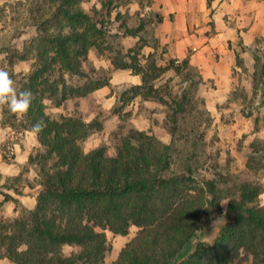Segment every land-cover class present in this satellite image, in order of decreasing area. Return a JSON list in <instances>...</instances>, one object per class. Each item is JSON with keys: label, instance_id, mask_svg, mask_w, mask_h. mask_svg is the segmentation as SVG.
<instances>
[{"label": "trees", "instance_id": "trees-1", "mask_svg": "<svg viewBox=\"0 0 264 264\" xmlns=\"http://www.w3.org/2000/svg\"><path fill=\"white\" fill-rule=\"evenodd\" d=\"M27 1L36 35L8 62L33 60L20 75L19 92L29 90L33 97L20 126L44 125L37 137L42 151L29 156L36 162L40 189L33 209L1 222L0 255L13 264H105V231L124 236L134 225L137 233L111 264H237L240 258L264 264V204L259 203L258 181L264 172V137L251 143L245 170L226 185L208 150L210 112L205 105L196 109L191 84L179 93L155 84L169 68L185 71L184 79L189 78L187 58L162 66L151 54L141 60L145 41L140 37L129 48L114 44L107 9L113 0L88 8V0ZM153 17L160 21L158 14ZM144 27L141 17L137 28L122 23L117 30L135 37ZM93 49L112 69L140 76L139 84L129 85L111 108L99 112L93 109L94 91L108 85L110 77L97 75L94 67L86 69ZM254 59L252 88L264 84V60L256 54ZM236 65L244 66L239 53ZM136 96L166 107L169 141L131 127L116 139L114 153L103 144L84 151L81 142L103 131L110 114H119ZM46 99L56 107L72 101L74 111L52 118L45 111ZM209 169L210 177L203 172ZM222 200L224 220L213 239L205 241L200 233L210 227L211 213L221 210ZM65 247L74 249L65 253Z\"/></svg>", "mask_w": 264, "mask_h": 264}, {"label": "crops", "instance_id": "crops-1", "mask_svg": "<svg viewBox=\"0 0 264 264\" xmlns=\"http://www.w3.org/2000/svg\"><path fill=\"white\" fill-rule=\"evenodd\" d=\"M142 8L152 16H160V21H150L154 34L141 49L143 58L151 54L162 66L168 65L170 60L181 62L187 58L190 70L201 79L200 94L204 97L205 107L214 119H222L225 107L236 102L230 98V93L237 90V76L241 72V67L236 65V53L247 66V61L251 57L254 59L255 47L264 49V0H150ZM128 38L133 44L139 37L125 36L124 39ZM258 39L263 40L255 46ZM247 51H252L253 55ZM7 56V50L0 49V60L5 61ZM31 61L19 60L12 66L25 73L31 67ZM172 71L173 68H169L162 75L168 77ZM118 82L139 84L140 76L128 69L120 70L109 79L112 86L95 90L96 102L103 108L109 109L114 104L117 92L112 87ZM135 103L150 109L163 108V105L140 96L126 104L134 108L130 119L136 127L142 130L156 127L143 117L145 111H137ZM5 116L3 106H0V224L14 220L24 210L33 209L40 189L36 183L37 166L29 156L41 145L37 137L30 134V129L10 126ZM217 125L224 124L219 122ZM243 130L236 128L237 134ZM229 136H234V132L227 133V138ZM260 204L264 202L260 201ZM0 264L13 263L0 255Z\"/></svg>", "mask_w": 264, "mask_h": 264}, {"label": "rangeland", "instance_id": "rangeland-1", "mask_svg": "<svg viewBox=\"0 0 264 264\" xmlns=\"http://www.w3.org/2000/svg\"><path fill=\"white\" fill-rule=\"evenodd\" d=\"M99 3L100 0H88L84 6L86 8L93 5L100 6ZM138 3L139 0H113L112 4L107 7V9L110 10L109 20L112 23L110 24L111 26L109 30L113 35L112 40L114 44L119 42L124 48L132 47L138 40L132 44L130 38L124 39L125 35L121 34V32L117 30V27L118 25L125 23L135 29L138 27L141 17L145 18V27L140 31L138 37L142 38L145 42L153 39L154 32L150 21L154 20V17L152 14L148 15V12L146 13L142 7H138ZM0 33V49L5 48L8 52L5 61L0 60V69L9 72L10 77L14 81V87L17 92H19L20 75L27 73L31 67L25 73H23L22 70L16 71L12 64H9L8 58L11 57L15 59L16 55L22 53L36 35L32 20L28 13L27 0H5L0 2ZM262 40L263 39H258L255 46L262 42ZM239 52H241V50H239ZM247 53L251 56L253 54L261 55L264 60V49L261 46L260 48L256 46L253 54L252 51H247ZM141 55H143L142 52ZM141 60H144L143 56L141 57ZM171 61L173 60H170L168 64H170ZM32 62L33 61H31V64ZM255 63L256 60L251 57L247 61V66L245 65L241 68V72H239L237 76V90L230 93V98L236 100V102H232V105H227L225 107L223 114L221 115L222 119H214L209 111L211 122L206 131L208 150L210 155H212L211 157L216 161V163H213L214 165L216 164V170L224 175L223 181L226 182V185L230 182L236 181V176L240 175L241 172L245 170L246 161L251 151V143L255 139H263L264 137V95L262 94L264 93V84L260 85L257 83L258 85H253V88L251 86L253 81L251 75L254 71V67L255 69L257 68V63ZM85 67L86 69L88 67H94L97 70V75H107L110 78L121 70L112 69L109 60L104 56H97L94 49L90 51L89 62L85 63ZM185 75L186 72L180 71L177 73L173 69L172 75L168 77L166 74L162 75L155 81V84L157 86L167 84L175 93L181 92L191 84L190 91L198 98V101H196V109H200L204 105L199 103L200 100L204 102V97L200 94L201 87L199 83L201 82V79L194 71L190 70L188 75L189 79L187 78L188 82L185 83ZM108 85L112 86L110 84ZM128 86L127 83L123 82L120 84V82H118L117 84L114 83L112 89H115L118 95ZM252 90L254 92H252ZM44 102L46 105L45 111L52 118H58L60 115H70L74 111V104L72 101H67L65 105L60 107L52 105L47 99ZM135 104L137 106V111H145L143 117L150 122V125L153 124L156 126L154 128L150 126V129L146 130L156 135L159 139L168 142L170 135L164 126V118L167 112L166 107L163 105V108L154 107L150 109V107L146 108L144 104ZM4 108L6 109L4 114L6 115L5 119L8 121L7 123H15L16 126L14 128H20V125L25 121L22 114H13L8 111L6 106H4ZM93 109L95 112H99L104 108L96 102ZM133 111V106H127L125 104L119 114H110L105 120L103 131L94 133L87 139L83 140L81 142L82 149L87 151L95 146L103 144L108 148L109 153H114L117 143L116 139L122 135V130L131 127L142 130L136 127L130 119ZM154 112L156 113L155 115L153 114ZM219 122L224 125L218 126L217 124ZM237 127L244 129L243 132L237 134ZM231 132H234V136H229V138H227V133ZM166 135L167 138H165ZM38 151H42V147L34 150L30 155L33 156ZM34 163L36 164L35 161ZM203 172L206 176L210 177L212 170L209 169ZM258 181L262 184V191L259 195L260 203V201L264 202V172L258 177ZM222 185H224V183ZM220 204L221 210L211 213L212 223L210 227L205 232L200 233V238L205 241H211L213 239L220 224L224 220L223 211L226 207V200H222ZM137 231L138 227L134 225L130 226L128 234L124 236L114 234L108 230L105 231L107 245L109 247L105 256V264H111L115 260L118 251L127 241L135 236ZM73 249L74 247H65L64 251L65 253H69ZM237 264H249V262L240 258L237 260Z\"/></svg>", "mask_w": 264, "mask_h": 264}, {"label": "clouds", "instance_id": "clouds-1", "mask_svg": "<svg viewBox=\"0 0 264 264\" xmlns=\"http://www.w3.org/2000/svg\"><path fill=\"white\" fill-rule=\"evenodd\" d=\"M32 93L29 90L17 92L14 81L9 72L0 69V106H6L13 114H24L32 103ZM43 122L39 121L32 125L30 134L38 137L43 131Z\"/></svg>", "mask_w": 264, "mask_h": 264}, {"label": "built area", "instance_id": "built-area-1", "mask_svg": "<svg viewBox=\"0 0 264 264\" xmlns=\"http://www.w3.org/2000/svg\"><path fill=\"white\" fill-rule=\"evenodd\" d=\"M174 62H175L176 64H179V63H180V62H179V61H177V60H175Z\"/></svg>", "mask_w": 264, "mask_h": 264}]
</instances>
